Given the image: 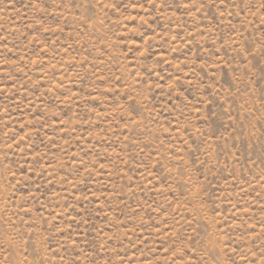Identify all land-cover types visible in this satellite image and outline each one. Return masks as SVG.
Listing matches in <instances>:
<instances>
[{
	"label": "rangeland",
	"instance_id": "obj_1",
	"mask_svg": "<svg viewBox=\"0 0 264 264\" xmlns=\"http://www.w3.org/2000/svg\"><path fill=\"white\" fill-rule=\"evenodd\" d=\"M0 264H264V0H0Z\"/></svg>",
	"mask_w": 264,
	"mask_h": 264
}]
</instances>
